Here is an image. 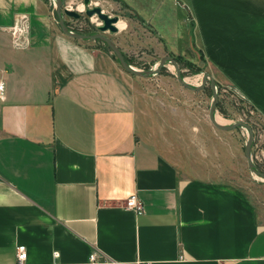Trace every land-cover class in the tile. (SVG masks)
Segmentation results:
<instances>
[{"label":"crops","instance_id":"0c3cea01","mask_svg":"<svg viewBox=\"0 0 264 264\" xmlns=\"http://www.w3.org/2000/svg\"><path fill=\"white\" fill-rule=\"evenodd\" d=\"M117 1L164 43L178 6L189 48L264 120V0ZM139 77L61 33L44 0H0V264L17 246L24 264H264L254 203L201 174L221 172L227 142Z\"/></svg>","mask_w":264,"mask_h":264},{"label":"rangeland","instance_id":"374dc122","mask_svg":"<svg viewBox=\"0 0 264 264\" xmlns=\"http://www.w3.org/2000/svg\"><path fill=\"white\" fill-rule=\"evenodd\" d=\"M44 1L47 2L52 12L53 23L57 25L53 0ZM94 5L100 7L104 13L110 16H117L124 24L115 33L106 31L103 34L119 48L123 58L131 66L145 70L154 67L162 56H171L174 60L175 57H178L179 59L175 61L180 69L181 77L193 86L200 84L202 72L209 73L208 66L198 50L192 45L189 48V25L184 18L183 11L178 6H176L177 15L174 18L175 36L172 33H166V43H164L156 33L150 31V27L145 22L134 13L129 12L117 0H90V6ZM64 6L79 13L78 19L63 16L64 23L69 30L81 34L96 32L97 19L94 16L88 18L84 14L82 0H64ZM169 19L171 25L172 19ZM83 43L93 49L98 48L109 55L111 54L108 47L98 39L83 41ZM136 80L141 82L144 91L160 97L161 100L169 103V107H175L185 114L186 120L189 109V125L194 128V133L197 130L211 141L220 138L227 142L224 156L225 165L221 172H201V174L211 180L221 181L240 189L256 206L259 220L264 221V181L254 176L246 166L243 155L246 133L239 127L228 133H221L209 123L207 111L211 102V91L208 82L199 91L182 87L175 79L174 68L170 62H166L159 73L139 77ZM215 84L217 91L215 117L217 121L222 124L243 121L250 125L253 133L251 159L253 164L264 172V120L249 106L241 103L228 86L216 82ZM187 103H189L188 109ZM184 106H186V110ZM178 119L184 120L183 115H180ZM200 153L201 159L206 163L216 160L210 146L206 148L205 152ZM222 159L223 156L220 154V159H218L220 163H222Z\"/></svg>","mask_w":264,"mask_h":264},{"label":"water","instance_id":"95a60500","mask_svg":"<svg viewBox=\"0 0 264 264\" xmlns=\"http://www.w3.org/2000/svg\"><path fill=\"white\" fill-rule=\"evenodd\" d=\"M82 5H83V12L88 18L94 16L95 19H97V23L95 24L96 32L93 34H81L69 30L64 23L63 16H67L72 19H78L79 13L76 10L65 7L64 0H53V10L57 18V25L61 33L68 36L69 38L79 41H87V40H95V39L102 41L110 50L111 59L116 61L123 70L135 76L147 77L150 75L157 74L165 66L166 62H170L174 68L175 79L182 87L192 91H199L208 82L211 91V102L209 104L207 111V119L209 123L218 130L229 131L239 127L245 131L246 138L243 146V155L245 158L246 166L254 176L264 181V172L260 171L253 164L251 159L253 133L250 125L243 121H235L230 124H222L217 121L215 117V106L217 102L216 84L210 73L202 72L200 84L193 86L189 84L184 78L181 77L180 69L176 61L171 56L165 55L160 57L156 65L149 69L143 70L131 66L125 61L119 48L111 41V39H109L103 34L106 31L109 33L117 32L118 29L117 23L120 21L119 18L117 16H110L104 13L98 6L95 5L90 6V0H82Z\"/></svg>","mask_w":264,"mask_h":264},{"label":"built area","instance_id":"2783aa9c","mask_svg":"<svg viewBox=\"0 0 264 264\" xmlns=\"http://www.w3.org/2000/svg\"><path fill=\"white\" fill-rule=\"evenodd\" d=\"M23 27L20 25L18 20H15L13 25L11 26V34L13 41L12 43L15 46H22L24 42V38L22 36V29ZM2 87V84H0V89ZM125 208L133 210L135 213H141L142 212V204L138 198L135 197V195L129 196L125 200L124 204ZM26 257V252L24 249V246H17L16 248V254H15V262L14 264H24V260ZM89 261H94V254H91L89 256ZM149 264V263H144Z\"/></svg>","mask_w":264,"mask_h":264},{"label":"bare ground","instance_id":"6f19581e","mask_svg":"<svg viewBox=\"0 0 264 264\" xmlns=\"http://www.w3.org/2000/svg\"><path fill=\"white\" fill-rule=\"evenodd\" d=\"M123 25H124V24H123V23H120V21H119V22L117 23V28L120 29V28L123 27Z\"/></svg>","mask_w":264,"mask_h":264},{"label":"trees","instance_id":"16d2710c","mask_svg":"<svg viewBox=\"0 0 264 264\" xmlns=\"http://www.w3.org/2000/svg\"><path fill=\"white\" fill-rule=\"evenodd\" d=\"M176 59L178 60L179 58H178V57H175V60H176ZM125 61H126V60H125ZM126 62H127V61H126ZM257 168H258V167H257ZM258 169H259V168H258ZM259 170H260V169H259ZM260 171H261V170H260ZM262 172H263V171H262Z\"/></svg>","mask_w":264,"mask_h":264}]
</instances>
